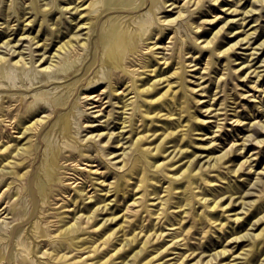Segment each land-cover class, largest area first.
I'll return each mask as SVG.
<instances>
[{
  "label": "bare ground",
  "instance_id": "6f19581e",
  "mask_svg": "<svg viewBox=\"0 0 264 264\" xmlns=\"http://www.w3.org/2000/svg\"><path fill=\"white\" fill-rule=\"evenodd\" d=\"M40 1L42 2V9L46 13L58 7H53L51 0ZM169 1L164 0L162 6L159 8H166V11L169 12L168 16L174 12L177 15L171 18L158 16V23L165 26L164 33L158 37V40L146 43L147 39H155L159 35L158 32H154L153 34V27L151 26L153 22L144 20H136V22L130 17H124L118 26H115L113 29L108 28L107 25H104L109 20L107 18L108 15L105 14L108 7L103 4V0H62V2L68 5L64 4L58 7L60 12L72 13L73 20H76L73 24L78 27V30L75 29L78 32L73 35L71 34L72 37H68L69 39L58 45L52 54L46 53L48 42L41 43L42 47L40 48H44L45 50L44 52H42L43 49L42 51L40 50L39 61L35 60L39 62L37 69L53 76V73L59 68L64 59L67 60L71 56H76L81 50L86 51V48H89L88 46L92 43L98 23L103 24V29L100 28L101 35L99 37L100 57H105L115 70V76L109 80L107 86L110 87L111 93L115 95V98H118L119 105L117 104L118 102L116 104L121 108L120 115L117 117L118 121L116 122L118 130L103 131L101 129L107 126L98 128L99 124L103 123L89 125L95 127V129H99V131L93 132L85 138L80 137L77 141L88 139V141L99 142L102 145L103 138H106L102 146L109 147V151L107 153L105 150V155L100 156L106 159L108 166L118 170V180L117 182L112 180L106 183L105 179H101L100 175L95 176L93 174L94 172L97 173V170L83 165L85 159L94 158L96 160V156L88 154L90 149L81 146L78 142L70 144L67 140L64 145L59 146L57 150L53 151L47 162V176L52 185L50 186L51 190H61V194H63L62 192L67 193L69 190H76L80 198L78 199L75 196L71 203H68L66 202L68 195H64L65 198H62L63 202L56 206V208L61 209L59 213L56 211L59 223L56 230L52 229L54 222L50 216L52 213H50L51 206L49 207L51 202L46 197L43 198V207L44 205L46 207L40 210L33 218L30 225V236L25 238L19 235L17 238L16 243L23 258V264L28 261H37V253H41V257L42 255H46L47 258L45 257L44 264H204V253L206 251H203L204 255L201 253L195 255L196 248L194 247L179 252L178 257L174 256L176 260L173 262H169L172 257L166 258V256L173 253L174 249L178 246L188 245L190 236L187 235L194 227L205 222L215 227V234L230 228V235H233L230 238L234 242H242V244L239 243L240 252L237 251L236 253V251H233V246L230 248L224 245L219 250L216 248V252L214 250V253H211L212 256L207 258L208 261L215 258L219 259L221 256L224 260L229 259L227 264H264V166L259 170H253L255 166L254 162L259 160V151L249 153L251 150L250 142L252 141L253 143L251 144L261 146L264 144V138H258L252 133L245 137L242 136L243 141L240 145L236 146L234 140L229 147L226 146L228 142H225L222 146L220 145L218 134L207 136V142L204 144H199L195 141L196 138L202 139L210 132H199V125L205 124L207 125V129H210V123L208 122H211L206 118H201L200 114L208 113V111V114H210L216 111L215 114L219 116L221 113L217 112V110L220 108L213 107L212 98H209L208 102L204 103L201 98L204 95H201L199 98L194 94L198 92L197 90H202L203 87L197 89L190 84L192 80L189 78V70H192L190 67L197 65V63H188L182 46L178 48V52L173 50V46L158 45V42L162 41L161 39L165 35L166 29L169 28L168 26L173 25L178 19H182L186 14L185 11L195 12L197 8L202 6L203 0H182L184 1L182 2L183 4H178L181 0ZM227 3L221 2L219 3V7H224ZM122 5L123 7L129 6V9L132 7L131 4ZM236 6L232 7L230 5L219 10H222L226 14H237L235 12L239 11V8ZM175 8H178V10L173 12ZM251 11L253 10H244L246 16H241L244 21L240 22V27H246V25L250 24V22H247L244 25V22ZM29 12L27 11L26 13ZM31 12L33 15L34 11ZM26 17L28 18V16ZM221 18V16L215 15L213 19L210 18V22L216 20V23ZM225 18L222 21L226 20ZM32 21L33 19H30L26 25H30ZM233 22L234 18H228L216 30L212 29L210 31L212 35L205 39L206 43L202 45V48H210L212 56L216 54L228 55L230 52L235 51L236 47L240 44L244 45L248 43V48L253 49L249 54L251 56L250 60H253L255 58L254 55L259 53V49L264 48V39L261 42L259 41V44L256 43L258 45L250 46V40L254 38L257 30L253 29L249 31L253 28L252 26L249 30L240 29L234 35H230L234 32L235 26L232 27L230 25ZM130 23L137 24L136 29L133 26L131 27ZM201 27H203V24ZM194 28L199 31L200 25H196ZM228 28L230 30L228 32L229 35L234 36V38L239 36V32L246 35L237 38L229 46L224 47L220 36ZM138 29L142 30L140 39H136L133 36L134 32L137 33ZM82 30L85 31L79 32ZM175 32L178 33V31ZM22 34L21 37L19 36L18 41L26 37L24 34L22 36ZM28 35L30 34L28 33ZM147 35L148 37L145 39ZM37 36L38 34L31 38L35 39ZM197 39L195 41H199ZM2 42L1 46H5L4 44L10 45L12 41L11 38L7 37ZM14 46H17L16 42L9 50H6L5 53L9 54V56L5 53L0 54V71L6 67L7 63L15 65L28 63L19 49H17L18 53L16 54L17 50ZM158 48H163V50H158ZM24 50L22 49V51ZM16 56L19 57L16 59ZM150 58H155L156 62L152 63ZM192 58L190 57V59ZM230 58H232L231 55ZM227 59L229 61V58ZM244 62L245 60L238 62V67L237 69L235 68L236 70L241 69L242 73L240 77L244 76L243 74H245L244 77L251 76L255 72V76L258 77L257 79H260L263 75L261 71L264 68V63L263 65H256L257 62H255L250 65L245 62L246 65ZM214 63L215 61L209 59L206 63L205 71H202L201 67L198 69L201 75L197 76V78L202 79L207 74H210V69H212L211 67L214 66ZM260 66L263 68L259 69ZM170 67L173 70L167 71L166 69ZM102 79H105V77L103 76ZM201 84L200 82L197 83L200 86ZM254 86L257 88L259 84H255ZM252 95L254 96L255 94ZM90 99H94V97ZM20 100L11 97L9 109L0 107V119L2 121L0 124V165H3L0 169V182H2V176L4 175H9L10 179H12L5 182L6 186L0 193V199L12 189L15 182H21V180L24 181V179L29 178L34 162L37 160L36 144L39 141L40 135L49 126V115H42L28 123V117L35 114L38 111L37 109L45 106L43 101L33 102L29 108L24 109L20 104ZM108 101H112V99ZM95 102L100 103L93 105V107L104 104L102 97L90 103L94 104ZM93 107L91 106V108ZM175 109L176 111H174ZM94 111H97L96 113L99 114L98 111L101 110L97 108ZM112 114L113 111L109 115H105L108 116L104 120L108 122L107 125L114 121V119L110 120L113 116ZM169 120L172 123L177 121V124L175 126L172 124L166 125ZM159 121H163L162 126L164 130L161 132L159 128L155 127ZM236 121L243 122L242 119H236ZM235 122L234 124H236ZM250 122L251 127L255 125L260 126L256 128L257 130L255 129V133H264V121ZM220 123L217 126L221 128L219 130H222L224 125ZM6 128L8 130L12 128L13 131L8 132ZM123 139L125 140L122 141ZM187 140H191V143L187 144L188 146L185 144ZM83 143L87 144V142ZM192 145L197 149H191ZM66 147H68L66 150L69 153L64 150ZM114 147L120 150V152H116ZM213 149H218L220 152L211 153ZM192 150L193 152L190 154L189 152ZM237 156H243L244 159L236 160ZM114 158H117V161H114ZM68 161L72 163L71 166H67ZM225 168L227 169L225 171L227 175H221L220 172H217L215 175L221 180L225 179L224 181L229 183L227 187L230 186V180L227 181L230 175H235L238 178L247 169H249L248 173L254 171L253 173L257 175L254 180L249 179L248 188L240 191V195L237 196L235 193L239 190H224L222 194L218 193L212 197L202 192V183L213 182L210 179V174ZM133 177L137 179L131 183ZM199 180H201L200 184ZM88 186H92V189L98 191V193L90 194L87 190ZM47 189L46 186L39 187V190ZM99 191H104L103 195L104 197L107 195V197L100 199L98 197V194L100 196ZM129 191L133 195L130 203L129 200H125L126 195L130 194H128ZM140 192L141 194L137 195ZM60 193L56 192L55 194L58 196ZM121 200L124 201L121 208L123 212L119 213L117 207L122 202ZM150 200H153V203L157 205L156 209L149 206ZM59 201L57 200L55 203L59 204ZM81 203H84L83 208L81 207ZM69 205H74L70 209L73 210V215L71 216L68 213L70 210L66 209ZM135 206L142 207L134 211ZM172 207H177V210H174L176 213L174 216L177 218L180 216L178 221L180 223L179 227H182L180 234H174L176 230L173 232L168 231L170 228L177 229V227L168 226V224L174 226L176 224L175 221L167 222L166 225H160L165 216L169 218V211ZM14 209H18V205ZM144 211H149L150 216L153 217L150 226L145 229L146 225H142L140 230L133 228L132 234L128 235L127 227L132 226V221L134 220L131 218V215L142 217ZM33 212L35 211L28 213L26 218L30 217ZM137 212L139 213L137 214ZM221 213L224 214L225 221L219 220L220 217L218 216ZM69 216L70 218L68 219ZM155 219L158 221H155ZM157 224H159L158 227H156ZM90 229L100 233L98 242L94 240V242L96 241L95 243L88 244ZM86 233H89V235L83 236ZM168 235L173 236L166 240ZM4 237L3 235L0 236V264H5L7 257L8 244L4 241ZM117 239L120 240L118 244H115L106 254L99 255ZM161 240H166V242L163 243ZM45 245L48 247L44 248ZM151 250L153 251L151 252ZM191 255L195 256L191 258ZM157 261L159 263H156Z\"/></svg>",
  "mask_w": 264,
  "mask_h": 264
},
{
  "label": "rangeland",
  "instance_id": "374dc122",
  "mask_svg": "<svg viewBox=\"0 0 264 264\" xmlns=\"http://www.w3.org/2000/svg\"><path fill=\"white\" fill-rule=\"evenodd\" d=\"M51 1L53 7L56 6L60 7L65 4V2H62V0L61 1L51 0ZM103 1H104L103 4L106 7H108V10L105 12V14L108 15L107 18L109 20L104 23V25H107L108 28L113 29L115 26H118L120 22H122L124 17H130L134 21L144 20V21L153 22V24L151 25L153 27L152 28L153 34L154 32H158L159 35L155 39H147L145 43L148 41L158 40V37H160L164 33L165 26L163 24L158 23L159 22L158 16H163L164 18L166 16L171 18L177 15V13H175L174 11L178 10V8H175L173 10L174 13H171L168 16L167 14L169 12L166 11V8H159L160 6H162L164 0H103ZM172 1L173 0H170L169 2ZM182 2L184 1L181 0L180 3L178 4H183ZM221 2H228V3L224 7H219V3ZM41 3L42 2L40 0H0V48H1L0 54H4L6 50H9L11 46H13L16 42L17 46H14L15 49L16 50L19 49L21 51V54L25 57L26 62H28L24 65H15L13 63H7L6 67L0 71V107L9 109L11 106V101H10L11 97H13V99H21L20 104L24 109L29 108L33 104V102L43 101L45 106L43 108L37 109L38 111L35 114L28 117V123L35 120L36 118L41 117L42 115H49V120H50L48 122L49 126L40 135L39 141L36 144L37 160L34 162L33 169L31 170V174L29 178L24 179V181L21 180V182L20 181L15 182L14 186H12V189L8 191L0 199V215L2 216V217L0 216L1 217L0 234L3 235V237L6 236L4 237L5 238L4 241H6V244H8L5 264H23L22 263L23 258L21 257L19 251L20 249L16 243L17 238L19 235L25 238L30 236V229H31L30 225L33 218L40 212V210L46 207L45 205L43 207V198L46 197L51 202L49 207L51 206L50 213L52 212L51 213L52 215L50 214V216L54 222L53 224L54 226H52L53 230H56L58 227L59 224L57 221L58 217L56 216L61 210L60 208H56V206L60 205L63 202L62 198H65L64 195L66 196L68 195V199H66V202L68 203H71L73 197L75 196L78 197V199L80 198L76 190H69L67 193L62 192L63 194L60 193L61 190H51L50 186L52 185L50 184L49 178L47 176V167H48L47 162L51 157L53 151L57 150L59 146L64 145L65 142H67V140L69 141L70 144H76V142H78L77 140L80 139V137L85 138L90 134H92L93 132L95 133L99 131V129H95V127L89 125H94V124L96 125L99 123H103V124H99L98 128L99 127L101 128L102 126H107L106 128H103L101 130L117 131L118 128H116L117 126L116 122L118 121L117 117L120 115V109H121L118 106L119 105L118 98H115V95L111 93L110 87L107 86L109 80L114 78L115 70L107 62L105 57L103 58L100 57L99 37L101 35L100 28H102L103 25L100 24V22L98 23L96 31L94 32V36H93L94 38L92 39V43L90 44L91 48L90 46H88L89 48H86L88 51L81 50L80 52H78L76 56H71L67 60L64 59L61 65L59 66V68H57V70L53 73V76H51L48 73L39 71L37 69L38 68L37 65H39V62L36 61L40 57L39 54L40 50L42 51L43 49L42 52H44L45 50L44 48H40L42 47V44L45 43V41L48 42L47 44L48 50L46 49V53L48 52L47 54L49 53L52 54L56 50L58 45H60L63 41L71 38L72 37L71 34L73 35L74 33L78 32L77 31L78 27H76L75 24H73L75 23L76 20H73L72 13L68 14L62 11L60 12V9L58 7L57 9L54 8L53 11L46 13L42 9ZM122 4H131L132 7H130L129 9V6L123 7ZM65 5L68 4L66 3ZM230 5H232V7L237 5L236 7L239 8V11L235 12L237 14H226L222 10H219L220 8L224 9L226 7H229ZM247 8L252 9L253 11L248 13L249 16L244 22V25L247 24V22H250V24L246 25V27L245 26L240 27L241 24L240 22L244 21L242 17L246 16L244 10H248ZM27 11L30 12L26 13ZM31 11H34L33 15ZM23 13L24 15H22ZM185 13L186 14L182 17V19H178L176 22L173 23V25L168 26L172 30L169 28L166 29L165 35L162 37L161 39L162 41L158 42V45L173 46L174 51L175 50L178 51V48L182 46L183 53L185 54V58L188 59V63L191 64L197 63V65L190 67V69L192 70H189V78H191L192 81H195V82L191 81L190 84L192 86H195L197 89L201 87H203V89L197 90L198 92L194 94L199 98L201 97V95H204V97H201L202 102L204 101V103H207L209 98H212L211 102L214 103L213 107L220 108L217 110V112L219 111L221 113L219 114V116L215 114L216 111L211 112L210 114H208L209 111L208 113L205 112L204 114H200L201 118H206L211 122H208L210 123V129L209 128L207 129V125L205 124L199 125L200 127L199 132H205V131L208 132L210 131V132L208 133V135H205L204 138L202 139L196 138L195 141H197L199 144H204L207 142L206 139L207 136H213L218 134V138H219L218 142H220V145L222 146L225 142H228L226 146L229 147L232 145L234 140H235L234 142H236V146L240 145V143L243 141L242 136L245 137L252 133H254V135L257 136L258 138H264V133L262 134L255 133V129L259 125H255L254 127L250 126L251 125L250 121H252V123L255 121L257 122L258 120H261V122L264 121L263 119L264 118V110H263L264 109V105H263L264 104L263 103L264 102V90H263L264 48L259 49V53L254 55L255 58L253 60H250L251 56L249 55L251 50L253 49L248 48L247 46L248 43L244 45L240 44L239 46L236 47L235 51L230 52L228 55L216 54L212 56L210 48H202V45L206 43L205 39L212 35L210 31H212V29L216 30L228 18H234V22L232 24L230 23V25L232 27L235 26L234 32L231 33L230 35H234L238 31H240V29L249 30L253 26V28L250 29L249 31L256 29L257 32L255 33L254 38L250 40L251 43L250 46L258 45L261 42V40L264 39V0H219V1L203 0L202 6L197 8L195 12L185 11ZM215 15L221 16L222 17L221 20L217 21L216 23H215L216 20L210 22V20L213 19ZM26 16H28V18ZM67 16L69 17V19ZM224 18L226 20L222 21ZM30 19H33L32 23L30 25L29 24L26 25L27 21H29ZM201 23L203 24V27L205 26L204 28L201 27L202 25ZM130 24L131 27L133 26V28L136 29L137 24L135 23L134 24L130 23ZM192 24L194 25L192 26ZM196 25L198 26L200 25L199 31L196 29L198 27L194 28V26ZM229 28L224 30V32H222L220 36V40L223 43L224 47L229 46L231 43L237 40V38L246 35L245 33L239 32L240 33L239 36L234 38V36L229 35L228 33L230 31ZM84 31L85 30L79 32H84ZM175 31H178V33H176ZM22 33L26 37H23V39H20V41H18L19 36L21 37ZM28 33L30 35H28ZM23 34L22 36H24ZM36 34H38V36L36 37L37 39L36 38H35L36 40L32 39L31 37L35 36ZM141 35H142V30L138 29L137 33L134 32L133 36H135L136 39H140ZM7 37L11 38L12 41L11 44L10 45L4 44L5 46H1V44H3L2 41L6 40ZM147 37L148 35L145 36V39ZM197 38L199 39V41H195ZM17 43L20 45H18ZM22 49L25 50L22 51ZM158 50H163V48H158ZM17 53L18 50L16 51V54ZM5 54L9 56V54L7 53ZM230 55L232 56V58H230ZM18 57L19 56H16L15 58L17 59ZM190 57L193 58L190 59ZM227 58H229V61ZM209 59L215 61L214 66H212L211 67L212 69H210L211 73L207 74L206 77L202 79L197 78V76L199 77L201 75L198 69L201 67L202 71H205L206 70L205 66ZM232 59H234L235 61ZM244 60L246 63L250 65L254 64L259 60L256 63V65H263V67L262 66L259 67V69L263 68L261 71V73L263 74L260 78L261 80L257 79L258 77L255 76L256 74L255 72L251 76L244 77L245 74H243L244 76L240 77V74L242 73L241 69L240 70H236V69L238 67V62ZM151 62L152 63L156 62V59L152 58ZM245 62L244 64H246ZM166 70L172 71L173 68L170 67L167 68ZM103 76L105 77V79H102ZM221 76H223V78L220 79ZM198 82L202 83L201 86L197 85ZM254 83L259 84V86L256 88L254 86L255 85ZM252 94L255 95L253 96ZM89 97L90 98L94 97V99H90ZM99 97L103 98L104 104L98 107H93V105H97L100 102H95L94 104L90 102L95 101ZM110 99H112V101H108ZM254 104L257 106H255ZM91 106L93 108H91ZM97 108L101 110L98 111L99 114L96 113L97 111H94ZM111 111H113L112 114L113 116L110 120L114 119V121H112L109 125H107L108 122L104 120L108 116L105 115H109ZM174 111H176V109ZM30 118L31 120H29ZM224 119L227 120L225 121ZM236 119H242L243 122H238V121L235 122ZM1 122L2 121L0 119V124ZM162 122L163 121H159L158 124L155 125V127L159 128L160 132L164 130L163 129L164 127L162 126ZM234 122L236 124H234ZM219 123L224 125V128H222V130H219L221 128L217 126ZM168 124H172L173 126H175L177 124V121L172 123V121L169 120L166 125ZM6 130H8V128H6ZM12 131L13 129L9 128L8 132H12ZM103 139L104 140L101 143L102 145L106 141V138ZM124 140L125 139H123L122 141ZM83 142L85 143L87 142V144L85 145ZM78 143H80L81 146L90 149L88 154H92L96 156V160H94V158L85 159L83 165L89 166V168L92 167L93 170H97V173L94 172L93 174L95 176L100 175L101 179H105L106 183L112 180L117 182L118 170L116 168H112L108 166L106 159L100 156V155H105V150L108 153L109 147H104L100 145L99 142L88 141V139L85 141H79ZM190 143L191 140H187L185 144L186 146H188L187 144ZM251 143L253 142L251 141L249 144L251 148L249 153L259 151L258 152L259 155L257 153L259 160L254 162L255 166L253 170L256 169L259 170L262 168V166H264V153H263L264 144H262L261 146H257ZM68 147L64 148V150H66ZM114 148L116 152H120V150L116 149V147ZM190 148L197 149L193 145ZM66 152L69 153L68 150H66ZM192 152L193 150L190 151L189 153L192 154ZM219 152L220 151L218 149H213L211 153H219ZM236 158H237L236 160L244 159L243 156H237ZM114 161H117V158H114ZM71 165L72 163L71 162L69 163L68 161L67 166H71ZM2 166L3 165H0V169L2 168ZM226 170L227 169L225 168L222 169L221 171L212 172L211 173L212 175L210 174V179H212L213 182L202 183L201 191L204 192L209 197H212L218 193L222 194V191L224 190H231V191L239 190L237 193H235L237 196L240 195L241 193L240 191H242L245 188H248L247 185L249 183L248 182L249 179L254 180L255 176L257 175L253 173L254 171L248 173L249 169H247L248 171L246 170L242 172L243 175L238 176V178L235 175H230L229 179H227V181L230 180V186L227 187V184L229 183L225 182L224 181L225 179L221 180L215 175L217 172H220L221 175H227V173L225 172ZM85 173L88 174V172L86 171ZM136 179H137L136 177H133L131 179L132 181L131 183H133V181H135ZM11 180L12 179H10L9 175L2 176V182H0V193L3 190V188L6 186L5 182ZM200 183L201 180H199V184ZM19 184L21 185L19 186ZM16 186H19L20 188ZM44 186H46L48 189L39 190V187H44ZM19 189L21 190L19 191ZM87 190L89 191L90 194L92 193L95 194L96 192L98 193V191L92 189V186H88ZM104 191H99L100 196L98 194V197H100V199L107 197V195L106 197H104L103 195ZM56 192H59L60 194L56 196L55 194ZM128 194L129 195H126L125 200H129L130 203L132 201L133 195L131 191H129ZM140 194L141 192L138 193L137 195ZM57 200H60L59 204L55 203ZM121 201L122 202L117 207V211L119 213L123 212L121 208L123 207L124 201L123 200ZM153 202H154L153 200H150L149 206L151 208L156 209L157 205L154 204ZM16 205H18V209H14ZM73 206L74 205H69L66 207V209L70 210L71 208H73ZM82 206H84V203H81V207ZM141 207L142 206H135L134 211L137 209H141ZM174 210H177V207H172L170 209L169 218L165 216L162 219L160 225L162 224L166 225L167 222L175 221L176 224L174 226L170 224H168V226L177 227V229L170 228L168 231L173 232L176 230L174 234H180L182 230V227H179L180 223H178L180 216H178V218L175 217L174 214L176 213ZM31 211H35V212H33V214L30 217L26 218L27 214L30 213ZM138 211L140 212V210ZM139 212H137V214ZM68 213L70 216L73 215V210L68 211ZM70 216L68 217V219L70 218ZM137 217L138 215H131V218L134 220L132 221L133 225L127 227L128 235L132 234L133 228L136 230H140L142 225L143 226L146 225L145 226L146 229L147 227L150 226L151 220L153 219V217L150 216L149 211H144L142 217L141 216H139L138 218ZM218 217H220L219 220L222 221L226 220L224 214L222 213ZM155 221L158 220L155 219ZM158 225L159 224H157L156 227H158ZM187 227H189V225H187ZM90 230H91L89 232L90 235L89 233L83 235V236L89 235L88 244L95 243L96 241L98 242L100 233L98 231H93V229ZM230 230H231L230 228H227L223 232H217L215 234V227L211 226L210 223L205 222L204 224H200L199 226L194 227L192 231L187 235L190 236L188 245L185 244L182 246L181 245L178 246L176 249H174V252L167 255L166 258L172 257L169 260V262H173L176 260L174 256L178 257L179 252H183V250H186L190 247H194L196 248L195 255L198 253L203 254L206 251L204 253L205 255L203 254L204 259L206 261V262L204 261V264H227V261L229 259L224 260L222 259L221 256L219 257V259L215 258L216 260L213 259L210 261H208L207 258H210L212 256L211 253L213 254L214 252H216V248L219 250L223 248L224 245H227L230 248L233 246L234 247L233 251H236V253L237 251L238 252L241 251V248H239V243L242 244V242L239 243L234 242L231 239L233 235H230L231 233ZM172 236L173 235H168L166 240L170 239ZM94 240L96 241L94 242ZM166 240L163 241L161 240V241L164 243L166 242ZM119 241H120L119 239L114 240V242L110 244L109 248L105 249V251L99 255L102 256L106 254L108 251L111 250V248L115 246V244H118ZM47 247L48 246L45 245L44 248ZM153 250H151V252ZM195 255L193 256L191 255V258L194 257ZM45 257L46 255H42L41 257V253H37L36 256L37 261H28L24 264H44V259L47 258ZM156 263H159V261H157ZM241 264H245V263H241Z\"/></svg>",
  "mask_w": 264,
  "mask_h": 264
}]
</instances>
